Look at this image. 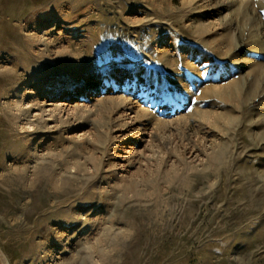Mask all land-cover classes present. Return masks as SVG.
I'll list each match as a JSON object with an SVG mask.
<instances>
[{
  "label": "rangeland",
  "instance_id": "rangeland-1",
  "mask_svg": "<svg viewBox=\"0 0 264 264\" xmlns=\"http://www.w3.org/2000/svg\"><path fill=\"white\" fill-rule=\"evenodd\" d=\"M0 264H264V0H0Z\"/></svg>",
  "mask_w": 264,
  "mask_h": 264
}]
</instances>
